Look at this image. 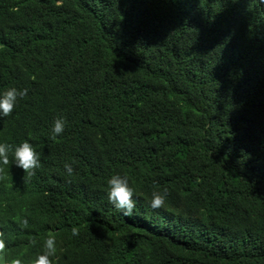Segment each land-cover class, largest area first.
I'll return each instance as SVG.
<instances>
[{"label": "trees", "instance_id": "obj_1", "mask_svg": "<svg viewBox=\"0 0 264 264\" xmlns=\"http://www.w3.org/2000/svg\"><path fill=\"white\" fill-rule=\"evenodd\" d=\"M8 86L27 93L0 140L40 166L0 168V264L49 234L55 264H264V0H0Z\"/></svg>", "mask_w": 264, "mask_h": 264}, {"label": "clouds", "instance_id": "obj_2", "mask_svg": "<svg viewBox=\"0 0 264 264\" xmlns=\"http://www.w3.org/2000/svg\"><path fill=\"white\" fill-rule=\"evenodd\" d=\"M27 93L26 88H18L16 86H8L0 89V117H6L13 112L17 106L19 99L23 98ZM66 119L63 116L56 117L51 124L49 137L55 139L62 134L66 127ZM9 156L11 163L24 170V175L30 176L32 171L40 166V153L34 145L25 139L16 144L0 140V168L9 165ZM64 170L69 175L73 171L71 163L65 162ZM106 194L108 201L112 206L120 210L124 216H131L135 209L136 190L127 174L113 173L106 179ZM167 197V189L154 190L151 192V198L148 201L149 207L156 209L165 203ZM72 235L77 234L75 226L71 229ZM4 247V243L0 240V248ZM57 241L54 236L46 235L42 239L41 251L31 260V264H55L57 254ZM4 264H23L19 256L6 259Z\"/></svg>", "mask_w": 264, "mask_h": 264}]
</instances>
